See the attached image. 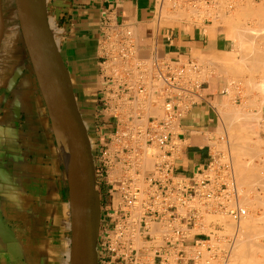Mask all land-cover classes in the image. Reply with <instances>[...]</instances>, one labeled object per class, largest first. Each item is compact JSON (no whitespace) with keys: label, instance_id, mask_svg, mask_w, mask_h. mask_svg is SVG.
<instances>
[{"label":"crops","instance_id":"1","mask_svg":"<svg viewBox=\"0 0 264 264\" xmlns=\"http://www.w3.org/2000/svg\"><path fill=\"white\" fill-rule=\"evenodd\" d=\"M41 2L71 103L87 139L100 208L114 180L113 168L104 169L101 164L100 151L106 146L112 157L118 156L112 148L115 130L127 128L134 117L148 123L163 115L162 103L152 102L158 84L147 86L150 92L143 108H136L132 99L123 100L107 68L108 52L113 50L105 46L107 30L130 29L134 36L119 40H133L134 52L147 62L155 58L222 61L232 51V33L224 24L226 15L218 13L200 23L181 21L159 27L160 22L153 19L159 0ZM2 17L0 264H69L76 214L68 162L14 0L2 6ZM230 89L227 79L209 75L194 90L193 101L179 121V135L168 159L174 173L190 184L202 178L215 156L212 144L219 130L218 111L231 100ZM149 171L145 168L142 176Z\"/></svg>","mask_w":264,"mask_h":264},{"label":"built area","instance_id":"2","mask_svg":"<svg viewBox=\"0 0 264 264\" xmlns=\"http://www.w3.org/2000/svg\"><path fill=\"white\" fill-rule=\"evenodd\" d=\"M204 2L222 4L218 0ZM120 28L107 30L105 46L113 49L108 52V72L118 82L123 100L132 99L136 108L147 99V86L158 84L163 115L148 123L134 117L127 128L115 130L112 148L118 156L112 157L106 146L100 151L101 164L104 169L113 168L110 174L114 173V180L106 189V201L100 203L96 263L228 264L237 225L228 235L222 225L206 221L208 216L221 213L237 224L245 215L231 164L220 163L215 153L202 178L190 184L174 173L168 159L179 135V121L201 83L202 65L198 60L155 58L145 71L131 44L130 51L117 50L116 42H128L119 40L123 35L110 32ZM127 54L135 70L121 66ZM148 72L150 80L146 79ZM145 168L151 171L143 177Z\"/></svg>","mask_w":264,"mask_h":264},{"label":"rangeland","instance_id":"3","mask_svg":"<svg viewBox=\"0 0 264 264\" xmlns=\"http://www.w3.org/2000/svg\"><path fill=\"white\" fill-rule=\"evenodd\" d=\"M218 1L221 2L222 4H210L209 5L206 2H204V0H164V1L159 0V2L157 4L158 6L156 7L155 12H154V18L153 19L155 22H157V20L160 22L159 27H163V26L178 25V23L181 21H191V22L200 23L203 20V18H210L209 15L212 13H220V15H223L225 12L227 13V14H224V15H226V17H224L225 18L224 24L229 27V29L231 30V33H232V37H233L232 51L229 52L226 55V58L222 61H217V62L212 61V63H210L211 60L208 58H207V60L199 59L198 61L202 65V70H201V73H199L198 81L199 82L202 81L203 79H205L206 77H208L211 74L221 75L222 77H224L225 79H227L229 81V84L231 87V89H230L231 90L230 91L231 100L227 104H225L219 108V111H218V114H219V130L217 133V140L213 144L215 147H217V145H218V147H217L218 149L215 148V152L218 153V155H219L220 163L229 162L231 164L232 170L234 169L233 173H237V175L234 174V177H237V178H235V180L238 179V182H237V180H236V182H237L238 186L241 187V188H239L237 186V188L240 190V191L238 190V193H239V197H242V198H239L240 199L239 203L242 202L241 200H245L243 202L245 204L247 203L250 206L251 209L246 205L243 206L244 203L242 202L243 208L248 209V210L246 209L247 213H250L251 211H253V212H251L252 220H249L247 223L254 226V228L251 227V228H253V231L255 229H257L254 231L255 233L253 231L250 232L249 237L251 236L252 238L250 237V239L252 241L259 243V246L263 250L264 249V226H262V225H263V220H264L263 219V215H264V204H263L264 203V194H263L264 193V187L263 186L264 185H262V184H264V179H263V177H264V148H263L264 147V93H262V91L264 92V89H263V87H264V66H262V65H264V62H263L264 61V50H262V49H264V47L261 48V46H264V44H262V43H264V39H263V37H264L263 36L264 35V16H263L264 15V0H229L230 4H223L224 3L223 1H220V0H218ZM1 2L3 4L2 6H4V7L6 6V4H8V0H1ZM228 5L230 6V8H227ZM177 9H179V10H177ZM177 11H178L179 15L182 17H180V16H179L180 18L178 17ZM181 11L184 12L186 15L184 13L182 14ZM172 17H174V18H172ZM175 17H177V18H175ZM260 29L263 32H261ZM258 30L261 32L262 35L260 34V32ZM251 31H253L255 33L251 32ZM110 32L112 34H114L116 32L117 34H119L121 36L122 35L123 36H129V37L134 36V35H132L130 29L120 28V29H117L116 31L112 30ZM241 32H243L245 35L243 33H242L243 34L242 35ZM249 32H251V36H250ZM256 33L257 34L259 33L260 36L261 37L263 36V37L262 38L260 37V40H259V34L257 35ZM241 35L245 36V37H242ZM254 36H255L256 40H255V38L254 39L252 38ZM256 36L258 37V39ZM243 38H246V39L249 38V39L246 40ZM250 38L253 40H251ZM234 39L236 41H234ZM254 41H255V44H253ZM132 42H133V40H131V39L128 42H126V41L125 42H123V41L116 42L117 50L120 48H125V49H128L130 51V49H131L130 44ZM237 43H239V44H237ZM114 44H115V41L113 40V45ZM238 45H239V47H238ZM252 45H254L255 47ZM124 54H126V53H124ZM134 55H135L134 56L135 58L137 56V58L141 59V56H139L138 54L135 53ZM247 55L248 56L250 55V57H248ZM129 57H130V54L129 55L127 54V56L124 58L122 57V59L120 61L121 66H123L125 68V70L132 69V68L134 69V65H133L134 62L130 61ZM246 59H249V60H246ZM257 59H259V60H257ZM253 60H255V61H253ZM260 61H262L263 63ZM150 62H151V60L148 62L143 60L142 63L144 64L145 71H146V68L150 67ZM242 65H244V66H242ZM262 68H263V70H262ZM234 69H237V70H234ZM237 71H239V73H237ZM132 73L136 74L135 72H132ZM145 77H146V74H145ZM146 79L147 80L151 79V74L149 72L147 74ZM252 85H253V87H252ZM159 101L161 102L162 100L160 99V97L158 95H154L152 97V102L158 103ZM136 102H137V99H136ZM233 116H234V118H233ZM230 128L232 129V131ZM240 137L242 140L240 139ZM252 142H255V143H252ZM233 143L235 145H233ZM245 148H247V149H245ZM237 157L240 159H238ZM223 158H224V160H223ZM261 159H263V160H261ZM221 160H223V162ZM234 161H236V162H234ZM233 164H234V166H233ZM244 164H246V165H244ZM246 166L247 167L249 166L248 170H247ZM253 168H255V169H253ZM261 169H262V171H261ZM235 171H237V172H235ZM244 171H245V173H244ZM252 172H254V173H252ZM259 173L261 175L262 174L263 175L261 176ZM244 174H246V175H244ZM259 175L262 178L258 177ZM255 176L258 179L261 178L260 182ZM243 177H245V178H243ZM239 179H241L240 182H239ZM244 179H245V182H249L251 185L250 184H249L250 186L245 185V184H247L245 182L243 183V185L240 184L242 182V180L244 181ZM250 179H253L255 182L253 183V180H250ZM257 182L258 183L262 182V184H261L262 187H259L261 185L258 184ZM256 183L259 186L256 185ZM244 187H246V188H244ZM247 190H248V192H247ZM262 190H263V192H262ZM249 192H250V194H249ZM241 193H242V196H241ZM261 193L263 194V196ZM253 194H255V195H253ZM243 195L246 197H244ZM252 196H254V197H252ZM258 196H261V197H258ZM243 197H244V199H243ZM255 197H257V200ZM249 198H251V200H249V202H247ZM261 200L263 201L262 204L260 203V202H262ZM259 205L261 207H259ZM252 208L253 209L257 208V209L253 210ZM248 211H250V212H248ZM215 214H219V215L213 214L212 216L211 215L208 216L206 223H208V221L209 222L211 221V223L215 222L214 224H219V225H222L224 227L225 233L229 232V234L230 233L233 234V232L235 231L234 229L236 228L235 227L236 223L234 221H232L231 219H229L230 217L227 215L224 216V214H221V213H215ZM253 215H256L257 217L255 216V218H254ZM258 215H259V217H258ZM219 218L221 220L225 218L223 220L225 222L219 220ZM218 221H220V223ZM229 221H231V223ZM250 221H251V223H250ZM232 222H234V223H232ZM253 222H254V224H252ZM223 223L224 224L226 223V224L224 225ZM229 223H230L229 227H231V224L234 225L233 230H232L233 226L231 228H228ZM241 225H242V223H241ZM225 226L227 227V230H226ZM242 226H244V223ZM249 229H248V231H250ZM242 231H243V234H242V232L239 231L238 235L236 237L235 242L237 244H238V242H237L238 239L244 238L245 232H247L245 234H247V235L249 234L248 231H245V230H242ZM239 236H240V238H239ZM259 236L262 238H260ZM236 243H234V246H233L234 248L235 247L238 248ZM255 249L253 246H250V251L247 248V251H248L247 256H248V258L251 259L250 262H253L252 264H264L263 263L264 262V255H263L264 250H263V252L262 251L260 252L258 249L257 250H255ZM234 251H235V249L234 250L232 249L231 253L234 254L233 256H237L236 251L235 252ZM237 253H238V250H237ZM233 256H231L232 259L230 258L228 263L231 262L230 264H232V261H235V264H237L238 263V262L236 263L237 257H236V260H234ZM251 257L256 262L254 260H252ZM258 258H260V261ZM233 264H234V262H233Z\"/></svg>","mask_w":264,"mask_h":264},{"label":"water","instance_id":"4","mask_svg":"<svg viewBox=\"0 0 264 264\" xmlns=\"http://www.w3.org/2000/svg\"><path fill=\"white\" fill-rule=\"evenodd\" d=\"M14 2L18 22L30 48L32 59L36 65L32 52L34 48L38 60L45 66V75L40 78V81L43 89L45 82L47 83L48 96L46 97L50 112L59 136L72 151L74 159L72 170L69 171L67 165L66 167L74 211L78 207V202H81L82 220L79 223L75 218L69 264H86L89 254L92 264H97L95 245L100 210L99 201L94 192L93 167L87 139L68 94L62 64L41 0H14ZM3 27L0 0V42ZM44 79H46L45 82Z\"/></svg>","mask_w":264,"mask_h":264},{"label":"bare ground","instance_id":"5","mask_svg":"<svg viewBox=\"0 0 264 264\" xmlns=\"http://www.w3.org/2000/svg\"><path fill=\"white\" fill-rule=\"evenodd\" d=\"M164 1V0H163ZM221 1V0H220ZM249 2V1H248ZM168 3V2H167ZM180 3V2H179ZM178 3V4H179ZM233 3V2H232ZM231 3V4H232ZM164 4V3H163ZM168 5V4H167ZM177 5V4H176ZM180 5V4H179ZM210 5V4H209ZM241 5V4H240ZM158 6V5H157ZM214 6V5H213ZM222 6V5H221ZM233 6V5H232ZM250 6V5H249ZM184 7V6H183ZM187 7V6H186ZM185 7V8H186ZM210 7V6H209ZM212 7V6H211ZM163 8V7H162ZM169 8V7H168ZM230 8V7H229ZM251 8V7H250ZM203 9V8H202ZM164 10V9H163ZM162 10V11H163ZM177 10H179V9H177ZM215 10V9H214ZM255 10V9H254ZM190 11V10H189ZM192 11V10H191ZM221 11V10H220ZM249 11V10H248ZM263 11V10H262ZM182 12V11H181ZM177 13H178V11H177ZM184 12H182V14H183ZM195 13V12H194ZM249 13V12H248ZM170 14V13H169ZM181 14V15H182ZM185 14V13H184ZM222 14V13H221ZM257 14V13H256ZM173 15V14H172ZM186 15V14H185ZM242 15V14H241ZM167 16V15H166ZM176 16V15H175ZM180 15H179V13H178V17H179ZM257 16V15H256ZM260 16V15H259ZM264 16V15H263ZM180 17H182V16H180ZM179 17V18H180ZM244 17V16H243ZM172 18H174V17H172ZM175 18H177V17H175ZM186 18V17H185ZM187 19V18H186ZM219 19V18H218ZM258 19V18H257ZM174 21V20H173ZM213 21V20H212ZM256 22V21H255ZM175 23V22H174ZM236 24V23H235ZM239 24V23H238ZM243 24V23H242ZM254 24V23H253ZM262 24V23H261ZM258 25V24H257ZM234 27V26H233ZM237 27V26H236ZM258 27V26H257ZM240 28V27H239ZM245 28V27H244ZM249 28V27H248ZM132 29V28H131ZM238 29V28H237ZM257 29V28H256ZM259 29V28H258ZM235 30V29H234ZM27 31V30H26ZM125 31V30H124ZM129 31V30H128ZM242 31V30H241ZM259 31V30H258ZM260 31H261V29H260ZM259 31V32H260ZM244 32V31H243ZM243 32H241V34L243 33ZM251 32H253V31H251ZM251 32H249L250 33V36H251ZM261 32H263V31H261ZM261 32H260V34H261ZM248 33V32H247ZM253 33H255V32H253ZM27 34V33H26ZM130 34V33H129ZM236 34V33H235ZM244 34V33H243ZM242 34V35H243ZM257 34V33H256ZM259 34V33H258ZM257 34V35H258ZM260 34H259V40H260ZM241 35V36H242ZM245 35V34H244ZM255 35V34H254ZM262 35V34H261ZM253 36V35H252ZM264 36V35H263ZM262 36V37H263ZM242 37H245V36H242ZM241 37V38H242ZM257 37V36H256ZM261 37V38H262ZM253 39L255 38V36L254 37H252ZM237 39V38H236ZM243 39H246V38H243ZM247 39H249V38H247ZM246 39V40H247ZM251 39V38H250ZM253 39H251V40H253ZM257 39H258V37H257ZM263 39H264V37H263ZM245 40V41H246ZM255 40H256V38H255ZM234 41H236L235 39H234ZM25 42V41H24ZM237 44H239V43H237ZM253 44H255V41H254V43ZM262 44H264V43H262ZM243 45V44H242ZM245 45V44H244ZM257 45V44H256ZM248 46V45H247ZM251 46V45H250ZM252 46H254V45H252ZM238 47H239V45H238ZM241 47V46H240ZM244 47V46H243ZM255 47V46H254ZM264 46H261V48H263ZM250 49V48H249ZM261 50V49H260ZM262 50H264V49H262ZM239 51V50H238ZM32 52H33V56H34V59H35V62H36V68L38 69V73H39V77L41 78V77H43L44 75H45V66L43 65V63L42 62H40L39 60H38V57H37V55H36V52H35V50H34V48H32ZM245 52V51H244ZM258 52V51H257ZM240 53V52H239ZM252 53V52H251ZM263 53V52H262ZM244 54V53H243ZM249 54V53H248ZM254 54V53H253ZM257 54V53H256ZM242 55V54H241ZM248 56V55H247ZM259 56V55H258ZM248 57H250V55L248 56ZM246 58V57H245ZM263 58V57H262ZM250 59V58H249ZM249 59H246V60H249ZM166 60V59H165ZM197 60V59H196ZM257 60H259V59H257ZM126 61V60H125ZM253 61H255V60H253ZM252 61V62H253ZM240 62V61H239ZM250 62V61H249ZM260 62H262V61H260ZM264 62V61H263ZM262 62V63H263ZM258 63V62H257ZM243 64V63H242ZM242 66H244V65H242ZM262 66H264V65H262ZM248 67V66H247ZM221 69V68H220ZM223 69V68H222ZM234 70H237V69H234ZM262 70H263V68H262ZM231 72V71H230ZM233 73V72H232ZM237 73H239V71H237ZM46 81V79H44V82ZM249 87V86H248ZM252 87H253V85H252ZM47 88H48V86H47V83L45 82V86H44V90H45V93H46V96H48V90H47ZM251 88V87H250ZM252 89V88H251ZM263 89H264V87H263ZM262 93H264L263 91H262ZM262 95V94H261ZM160 103H162V101L160 102ZM248 105V104H247ZM160 107H162V106H160ZM259 108V107H258ZM231 110V109H230ZM162 111V110H161ZM257 114V113H256ZM162 115V114H161ZM248 115V114H247ZM229 116V115H228ZM229 118V117H228ZM233 118H234V116H233ZM233 121V120H232ZM261 121V120H260ZM231 122V121H230ZM262 126V125H261ZM230 127V126H229ZM234 128V127H233ZM236 128V127H235ZM231 129V128H230ZM238 129V128H237ZM241 129V128H240ZM236 130V129H235ZM229 131V130H228ZM231 131H232V129H231ZM239 132V131H238ZM244 132V131H243ZM230 133V132H229ZM249 133V132H248ZM59 134V133H58ZM237 134V133H236ZM247 135V134H246ZM59 136V135H58ZM251 136V135H250ZM230 137V136H229ZM60 138V143H61V149H62V152L64 153V156H65V158L67 159V162H68V169H69V171H71L72 170V168H73V166H74V159H73V155H72V151L66 146V143H65V141H63L62 140V138L61 137H59ZM231 138V137H230ZM239 138V137H238ZM245 138V137H244ZM240 139H241V137H240ZM239 139V140H240ZM238 140V141H239ZM242 140V139H241ZM240 140V141H241ZM216 141V140H215ZM237 141V140H236ZM250 141V140H249ZM263 141V140H262ZM246 142V141H245ZM213 143H215V142H213ZM237 143V142H236ZM249 143V142H248ZM252 143H255V142H252ZM233 145H235L234 143H233ZM239 145V144H238ZM255 145V144H254ZM212 146H214L213 144H212ZM231 146V145H230ZM215 147V146H214ZM217 147H218V145H217ZM217 147H215V148H217ZM244 147V146H243ZM214 148V149H215ZM264 148V147H263ZM218 149V148H217ZM216 149V150H217ZM245 149H247V148H245ZM249 152V151H248ZM218 154V153H217ZM227 155V154H226ZM231 155V154H230ZM249 155V154H248ZM253 155V154H252ZM236 156V155H235ZM262 156V155H261ZM260 156V157H261ZM238 158V157H237ZM249 158V157H248ZM247 158V159H248ZM238 159H240V158H238ZM223 160H224V158H223ZM223 160H221L222 162H223ZM243 160V159H242ZM261 160H263V159H261ZM232 161V160H231ZM234 162H236V161H234ZM240 162V161H239ZM260 163V162H259ZM238 165V164H237ZM244 165H246V164H244ZM233 166H234V164H233ZM262 166V165H261ZM239 167V166H238ZM247 167V166H246ZM237 168V167H236ZM241 169V168H240ZM249 169V166L247 167V170ZM253 169H255V168H253ZM260 169V168H259ZM234 170V169H233ZM236 170V169H235ZM257 170V169H256ZM253 171V170H252ZM261 171H262V169H261ZM234 172V171H233ZM235 172H237V171H235ZM247 172V171H246ZM257 172V171H256ZM244 173H245V171H244ZM248 173V172H247ZM252 173H254V172H252ZM233 174H235V175H237V173H233ZM241 174V173H240ZM249 174V173H248ZM260 174V173H259ZM244 175H246V174H244ZM261 175V174H260ZM258 176V177H261V176ZM240 176V175H239ZM242 177V176H241ZM256 177V176H255ZM75 178H76V175H75ZM235 178H237V177H235ZM243 178H245V177H243ZM257 178V177H256ZM262 178V177H261ZM260 178V179H261ZM247 179V178H246ZM249 179V178H248ZM254 179V178H253ZM253 179H250V180H253ZM258 179V178H257ZM260 179H258L259 180V182H260ZM263 179H264V177H263ZM237 180V182H238V179H236ZM240 180L241 179H239V182H240ZM249 180V181H250ZM237 182H236V184H237ZM245 182V179H244V181L242 180V182L240 183V184H242L243 185V183ZM255 181L253 180V183H254ZM245 183H247V184H245V185H249L250 183L249 182H245ZM258 183V182H257ZM256 183V185H258V184H262V182L261 183H258L257 184ZM251 185V184H250ZM249 185V186H250ZM255 185V184H254ZM262 185H264V184H262ZM262 185L261 186H259V187H262ZM237 186H238V184H237ZM239 187V186H238ZM264 187V186H263ZM239 188H241V187H239ZM244 188H246V187H244ZM251 188V187H250ZM243 189V188H242ZM260 189V188H259ZM258 189V190H259ZM262 189V188H261ZM239 190V189H238ZM249 190V189H248ZM248 190H247V192H248ZM240 191V190H239ZM261 192V191H260ZM262 192H263V190H262ZM246 193V192H245ZM239 194V193H238ZM249 194H250V192H249ZM256 194V193H255ZM255 194H253V195H255ZM258 194V193H257ZM262 194V193H261ZM264 194V193H263ZM263 194H262V196H263ZM241 196H242V193H241ZM244 196V195H243ZM244 197H246V196H244ZM244 197H243V199H244ZM252 197H254V196H252ZM258 197H261V196H258ZM239 198H242V197H239ZM248 198V197H247ZM256 198V200H257V197H255ZM254 199V198H253ZM252 199V200H253ZM262 199V198H261ZM240 200V199H239ZM249 200H251V198H249L248 199V201L247 202H249ZM255 200V199H254ZM242 202L243 201H245V200H241ZM240 201V202H241ZM262 201V200H261ZM242 202L240 203V205L242 206ZM258 202V201H257ZM244 203V202H243ZM251 203V202H250ZM261 204L263 203V201L262 202H260ZM259 203V204H260ZM260 204V205H261ZM264 204V203H263ZM244 205H246V206H248L249 208H250V206L246 203H244L243 204V206ZM259 205V207H261ZM242 206V207H243ZM252 206V205H251ZM247 209V208H246ZM246 209H245V215L240 219V221L236 224L237 225V229H238V232L240 231V232H242V234H243V231L242 230H245V231H248V229L250 230V231H248L249 232V234L247 235V234H245V233H247V232H245L244 233V238H240V236H239V238L240 239H238L237 240V242H238V244L236 243V245L238 246V248H234L233 247V250L235 249V251H236V254H237V256H233L234 254L233 253H231L232 255L231 256H233L234 257V260H236V257H237V260H236V263L237 264H252L253 262H250L251 261V259L250 258H248V256H247V253H248V251H247V248H248V250L250 251V246H253L254 247V249L255 250H259L260 252L262 251L263 252V250H262V248L259 246V243H256L255 241H252L251 239H250V237H249V235H250V232H252L253 231V228H254V226L253 225H251V224H249V223H247L249 220H252V215H251V212H253V211H248V212H250V213H247L246 212ZM251 209V208H250ZM253 209V208H252ZM255 209H257V208H255ZM255 209H253V210H255ZM261 209V208H260ZM248 210V209H247ZM259 212V211H258ZM75 213H76V220L79 222V223H81V220H82V205H81V202L79 203L78 202V207L76 208V210H75ZM254 214V213H253ZM259 214V213H258ZM214 215H219V214H214ZM263 215V214H262ZM221 216V215H220ZM219 216V217H220ZM225 216V215H224ZM255 216L256 215H253V217L255 218ZM75 217V216H74ZM257 217V216H256ZM258 217H259V215H258ZM75 219V218H74ZM211 219V218H210ZM225 219V218H224ZM224 219H220L219 218V220H221V221H223ZM229 219H231V218H229ZM263 219H264V215H263ZM209 220V219H208ZM214 220V219H213ZM227 220V219H226ZM217 221V220H216ZM228 221V220H227ZM259 221V220H258ZM257 221V222H258ZM209 222V221H208ZM211 222V221H210ZM219 223H220V221H218ZM223 222H225V221H223ZM230 223H231V221H229ZM262 222V221H261ZM215 223V222H214ZM214 223H212V224H214ZM227 223V222H226ZM225 223V224H226ZM230 223H229V225H228V228H231L232 226V230L234 229V225L233 224H231V227H229L230 226ZM232 223H234V222H232ZM241 223H242V225H243V223H244V226H242L241 225ZM250 223H251V221H250ZM224 224V223H223ZM224 224V225H225ZM252 224H254V222L252 223ZM227 226V225H226ZM225 226V228H226V230H227V227ZM262 226H264V220H263V225ZM236 227V226H235ZM244 227V228H243ZM251 227H253V228H251ZM224 228V227H223ZM258 228V227H257ZM252 229V230H251ZM231 230V231H232ZM235 230V229H234ZM255 230H257V229H255ZM254 230V231H255ZM79 231H80V229H79ZM253 231V232H254ZM225 232V231H224ZM228 233V235H230L229 234V232H227ZM226 233V234H227ZM255 233V232H254ZM257 233V232H256ZM261 233V232H260ZM241 234V235H242ZM258 234V233H257ZM240 235V234H239ZM201 237V236H200ZM243 237V236H242ZM260 237V236H259ZM199 238V237H198ZM202 238V237H201ZM252 238V237H251ZM260 238H262V237H260ZM262 245V244H261ZM240 246V247H239ZM237 250H238V253H237ZM252 250V249H251ZM234 251V252H235ZM254 252V251H253ZM235 254V255H236ZM264 255V254H263ZM230 256V258L232 259V257ZM252 258V257H251ZM259 259V261H260V258H258ZM252 260H254L253 258H252ZM262 260V259H261ZM255 261V260H254ZM233 262H234V264H235V261H232V264H233ZM256 262V261H255ZM231 263V262H230ZM230 263H228V264H230ZM264 263V262H263ZM86 264H92V260H91V255L89 254L88 255V258H87V261H86Z\"/></svg>","mask_w":264,"mask_h":264}]
</instances>
